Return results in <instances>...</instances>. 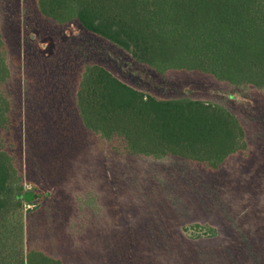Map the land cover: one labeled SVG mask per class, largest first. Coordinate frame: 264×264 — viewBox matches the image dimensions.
Wrapping results in <instances>:
<instances>
[{"label": "rangeland", "instance_id": "rangeland-1", "mask_svg": "<svg viewBox=\"0 0 264 264\" xmlns=\"http://www.w3.org/2000/svg\"><path fill=\"white\" fill-rule=\"evenodd\" d=\"M152 4H130L127 20H144ZM43 6L0 0V57L9 68L0 82V148L16 167L0 264H30V250L66 264H264V86L197 70L161 74ZM66 10L55 13L66 20ZM95 66L161 99L226 108L244 130L238 150L220 162L156 157L118 135L108 139L103 129L118 131L96 119L100 89L87 78ZM30 190L39 195L34 203L14 197Z\"/></svg>", "mask_w": 264, "mask_h": 264}, {"label": "trees", "instance_id": "trees-1", "mask_svg": "<svg viewBox=\"0 0 264 264\" xmlns=\"http://www.w3.org/2000/svg\"><path fill=\"white\" fill-rule=\"evenodd\" d=\"M40 1L44 13L59 22L76 17L88 31L109 39L161 74L197 70L221 81L264 86V0H150L154 7L152 4L144 20L133 14L132 20H127L128 6L139 0ZM63 5L67 8L66 20L61 11L55 13ZM0 72L1 82L9 73L1 57ZM87 78L94 85L92 89H100L95 93L99 103L96 119L114 124L118 131L112 135L103 129L104 135L108 139L118 135L134 152L156 157L199 154L220 162L238 150L244 138L237 117L220 105L194 99H161L130 86L100 66H95ZM0 99H4L1 83ZM83 111L87 112L86 108ZM81 115L91 129L85 113L81 111ZM15 171L11 154L0 148L3 231L5 226L9 230L10 222L3 211ZM14 197L34 203L39 195L33 200L23 191L14 193ZM39 256V264H66L36 250L29 251L30 264Z\"/></svg>", "mask_w": 264, "mask_h": 264}, {"label": "crops", "instance_id": "crops-1", "mask_svg": "<svg viewBox=\"0 0 264 264\" xmlns=\"http://www.w3.org/2000/svg\"><path fill=\"white\" fill-rule=\"evenodd\" d=\"M31 196H32V199L34 200L35 198H36V196L38 195V194H36L35 192H33V191H29L28 192Z\"/></svg>", "mask_w": 264, "mask_h": 264}]
</instances>
